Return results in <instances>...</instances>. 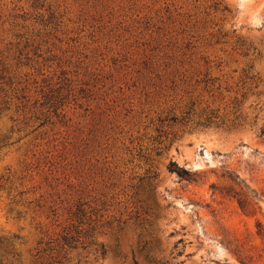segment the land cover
<instances>
[{
  "label": "rangeland",
  "instance_id": "obj_1",
  "mask_svg": "<svg viewBox=\"0 0 264 264\" xmlns=\"http://www.w3.org/2000/svg\"><path fill=\"white\" fill-rule=\"evenodd\" d=\"M261 129L264 0H0V264H264Z\"/></svg>",
  "mask_w": 264,
  "mask_h": 264
},
{
  "label": "trees",
  "instance_id": "obj_2",
  "mask_svg": "<svg viewBox=\"0 0 264 264\" xmlns=\"http://www.w3.org/2000/svg\"><path fill=\"white\" fill-rule=\"evenodd\" d=\"M260 133L263 134L264 133V130L261 129L260 130ZM168 168L171 170V171H175L177 173V175H179L180 177H187V178H191V174L192 172H190L188 169H186L185 167L183 166H180L177 164V162L175 160H172L170 159L168 161ZM228 172V176L229 178L232 180V181H235L236 183H239V182H243V180L234 172L232 171H227ZM245 184V183H244ZM247 186V185H246ZM253 196L256 197V192L253 191ZM235 194H238V196L236 197L237 199V202L239 204V206L241 208H245V206L247 204H249V200H248V197L246 196V194H243L241 195L239 192H236ZM259 225V223H258ZM99 250H100V254L103 256L105 254V247H104V244L100 243V247H99Z\"/></svg>",
  "mask_w": 264,
  "mask_h": 264
}]
</instances>
